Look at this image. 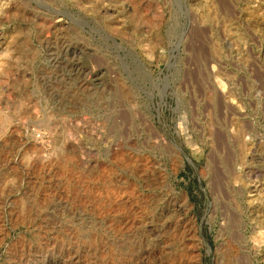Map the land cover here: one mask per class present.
<instances>
[{"label":"rangeland","instance_id":"rangeland-1","mask_svg":"<svg viewBox=\"0 0 264 264\" xmlns=\"http://www.w3.org/2000/svg\"><path fill=\"white\" fill-rule=\"evenodd\" d=\"M0 264H264V0H0Z\"/></svg>","mask_w":264,"mask_h":264}]
</instances>
